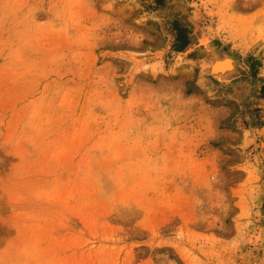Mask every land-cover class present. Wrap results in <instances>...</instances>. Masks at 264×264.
<instances>
[{
	"label": "rangeland",
	"instance_id": "rangeland-1",
	"mask_svg": "<svg viewBox=\"0 0 264 264\" xmlns=\"http://www.w3.org/2000/svg\"><path fill=\"white\" fill-rule=\"evenodd\" d=\"M0 264H264V0H0Z\"/></svg>",
	"mask_w": 264,
	"mask_h": 264
},
{
	"label": "trees",
	"instance_id": "trees-1",
	"mask_svg": "<svg viewBox=\"0 0 264 264\" xmlns=\"http://www.w3.org/2000/svg\"><path fill=\"white\" fill-rule=\"evenodd\" d=\"M165 0H153L158 5L164 3ZM173 26L177 31V37L175 41V49L182 50L190 43L189 30L187 27H181L176 21L173 22Z\"/></svg>",
	"mask_w": 264,
	"mask_h": 264
},
{
	"label": "bare ground",
	"instance_id": "bare-ground-1",
	"mask_svg": "<svg viewBox=\"0 0 264 264\" xmlns=\"http://www.w3.org/2000/svg\"><path fill=\"white\" fill-rule=\"evenodd\" d=\"M216 61V60H215ZM231 60L230 59H222V60H217L216 62H213L214 64L213 65H215V67H213V65H211L212 67H209V65H208V69H212V72L213 73H221V72H223L225 69H228L229 68V66H231ZM211 71V70H210Z\"/></svg>",
	"mask_w": 264,
	"mask_h": 264
},
{
	"label": "water",
	"instance_id": "water-1",
	"mask_svg": "<svg viewBox=\"0 0 264 264\" xmlns=\"http://www.w3.org/2000/svg\"><path fill=\"white\" fill-rule=\"evenodd\" d=\"M224 72H226V71H224ZM224 72H222V73H224Z\"/></svg>",
	"mask_w": 264,
	"mask_h": 264
}]
</instances>
